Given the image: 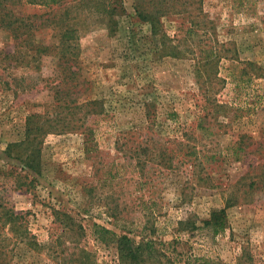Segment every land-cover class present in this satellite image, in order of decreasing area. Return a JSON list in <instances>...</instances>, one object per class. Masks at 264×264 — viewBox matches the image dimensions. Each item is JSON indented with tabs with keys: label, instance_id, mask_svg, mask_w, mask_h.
I'll use <instances>...</instances> for the list:
<instances>
[{
	"label": "rangeland",
	"instance_id": "1",
	"mask_svg": "<svg viewBox=\"0 0 264 264\" xmlns=\"http://www.w3.org/2000/svg\"><path fill=\"white\" fill-rule=\"evenodd\" d=\"M152 1L123 0L126 12L117 19L116 31L102 23L83 27L78 55L89 89L82 99L98 100L105 109L99 113L98 105H90L88 113L68 115L71 130L42 138L35 169L20 160L21 149L14 145L24 140L28 116L56 115L54 59H43L40 70L7 65L3 71L0 227L2 213L14 211L38 244L55 246L32 250L15 241L7 227L10 264H122L95 224L137 240L151 236L167 255L161 256L162 264H264V195L227 209L218 233L204 225L224 209L233 184L250 170L252 162L235 161L231 148L240 135L264 136V79L239 90L229 82L230 71L242 68L234 60L264 70V0L242 7L236 0H203L208 26L188 44L195 54L202 48L217 51L221 65L202 77L195 54L176 58L159 47L151 22L136 10L148 12L157 6ZM177 3L161 17L171 39L182 37L184 15ZM0 49L14 51V43L1 32ZM201 116H208V130L198 129ZM150 134L195 147L201 158L193 157L195 166L185 161L168 170L149 161L150 155L140 167V142ZM59 211L74 219L73 230L62 223L65 217L59 219ZM79 226L82 232H76ZM189 226L197 229L189 231ZM148 262L160 263L155 258Z\"/></svg>",
	"mask_w": 264,
	"mask_h": 264
},
{
	"label": "trees",
	"instance_id": "2",
	"mask_svg": "<svg viewBox=\"0 0 264 264\" xmlns=\"http://www.w3.org/2000/svg\"><path fill=\"white\" fill-rule=\"evenodd\" d=\"M236 1H239V6L242 7L253 0ZM170 2L172 3L170 4L171 8L166 6V0H157V6L150 7L148 12L139 6L136 7V10L141 17L149 19L159 47L168 49L169 55L176 58L194 55V48L188 43L195 40L208 26L207 15L201 5L203 0H178L182 9L179 14L184 15L179 26L182 37L177 36L174 39L168 37L161 22V17L170 14L172 12L170 9H175L178 5L177 0H170ZM198 2L199 7L196 6ZM153 3H155L154 0ZM193 4L196 7L192 6ZM125 12L123 0H0V32L14 43L13 52H5L0 49V81L4 79L3 71L7 65H32L35 69L40 70L43 59H54L55 75L51 89L55 94L52 108L56 115L45 112L28 116L24 140L14 145L21 149L20 160L28 168H36L37 149L46 134L51 131L71 130L68 115L79 113L83 109L90 108V105H98L101 109L99 113L104 111L105 108L98 100L86 101L82 99L84 95L88 94L89 82L83 76L78 55V40L83 27L90 23H102L111 32L116 31L119 24L117 19ZM195 55L197 60L195 69L201 77L210 74L209 70L220 69L221 62L218 61L217 51L202 48L199 54ZM234 62H238L242 66L238 71L232 70L229 74L232 80L229 82L235 85L236 89H242L243 85L249 84L255 79H264V70L259 64L240 60H234ZM215 76H218V72ZM220 80L222 81V79ZM223 82L226 83L227 80L223 79ZM49 109L51 110V108ZM207 117L199 118L198 129H209L205 128ZM176 142V140H166L153 134L146 135L140 142L138 158H136L138 165L143 167L147 163L146 159L151 155L152 158L149 161L153 159L168 170H176L185 161H197L193 160V157L201 158L197 148H189L184 142ZM231 150L235 161L249 159L252 164H249L250 170L233 184V190L226 198L224 209L220 213H213L211 219L204 223L214 233H218L219 229L223 228L227 209L244 202L253 203L257 196L264 195V136L262 135L256 140L247 134L240 135ZM203 157L207 160L215 158L207 155H203ZM195 163L197 162H194V166ZM56 214L59 219L65 217L66 220H62V223L66 228L73 230L76 223L68 213L59 211ZM21 218L14 211L5 210L2 213L4 222L0 227V264H10V242L5 231L7 227L14 234L15 241L23 243L32 250L43 248L50 251L55 248L51 245L52 243L38 244L26 225L20 221ZM94 227L104 243L107 241L105 242L103 236H106L110 241L107 244H113L122 264H147L152 258L158 259L159 264H162L161 256H167L161 254L151 236H141V239L137 240L128 234L120 235L98 224H95ZM189 227V231L197 229ZM78 231L82 232L83 228L79 226L76 232ZM63 252L65 253V249ZM80 252L87 253L85 249H81ZM169 262L172 264V261ZM151 264L153 263L151 262Z\"/></svg>",
	"mask_w": 264,
	"mask_h": 264
}]
</instances>
